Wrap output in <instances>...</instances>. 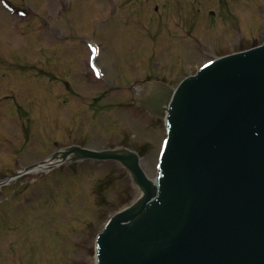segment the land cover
Returning a JSON list of instances; mask_svg holds the SVG:
<instances>
[{
  "label": "rangeland",
  "instance_id": "obj_1",
  "mask_svg": "<svg viewBox=\"0 0 264 264\" xmlns=\"http://www.w3.org/2000/svg\"><path fill=\"white\" fill-rule=\"evenodd\" d=\"M8 1L23 11L7 10L4 0H0V179L8 181V185L0 188V201L3 200L0 204V264H17L13 262L16 259L20 264H75L74 259L81 255L79 251L72 252L74 256L65 262L52 256L48 242L57 245L64 241L71 246L65 242V235L71 241L81 238L85 235L81 228L91 220L96 223L95 232L99 231L104 219H96L95 209L92 216L90 214L94 198L99 199L92 184L106 178L111 185L105 208H98L100 218L102 214L107 216L119 211L136 198L137 190L130 175L113 162H78L76 170L72 164L61 167L65 172L58 176H49L52 171H39L19 179L12 177L19 169L38 164L58 148L75 143L95 150L127 145L144 154L142 168L154 178L164 138L163 127L140 108L120 106L117 109L118 103H124L129 94L124 89L111 90L110 83L119 82L118 75L124 74L119 85L135 84L142 89L147 77L155 72L159 78L176 85L186 69L192 73L201 63L210 60L206 56L213 53L215 41L218 48L224 46V41L229 44L241 37H247L246 44L255 38L256 43L262 42L264 23L259 19L264 20V6L258 11L259 16L255 9L264 0H245L251 10L245 4L237 7L238 0H223V8L214 0L193 3L194 0L191 3L190 0ZM156 6H159L158 11ZM197 8L200 11L193 16ZM211 10L217 13L210 15ZM218 11L220 18L216 24ZM222 17L230 21L241 19L245 31L231 26L225 28ZM189 29L193 34L187 36ZM216 31L221 32L218 37H208ZM203 36L206 42L197 45ZM63 39L65 44L60 43ZM192 43L196 45L190 47ZM244 44L234 42L227 48L239 49ZM92 46L97 47V53ZM183 49L185 62L193 65L191 69L183 63ZM92 54L97 55L94 61L102 72V79L91 70ZM49 77L63 80L62 84L49 83ZM65 80L70 82L69 88L64 87ZM64 94L65 97L58 96ZM18 105L22 108L20 112H16ZM22 121L28 124L27 134L24 125L20 127ZM18 134L21 138H17ZM5 135L8 136L6 145L11 149L2 145ZM47 176L49 178L43 181L42 177ZM49 189L52 199L57 201L62 197L61 209L56 211L52 207L55 202L50 199L53 204L47 206L46 212L52 209L53 214H59L57 224L63 222L61 218L64 225L67 221L66 234L54 228L57 225L50 214L41 216V213L46 214L41 208L42 202L36 204L37 207L31 204L28 205L31 208L23 207L30 215L18 211L26 197L30 201L43 193L44 200L49 202ZM14 192L22 195L10 198ZM73 211H81L71 220L74 225L67 219ZM40 230L48 234L44 236ZM58 233L64 235L58 238ZM10 243L16 254L13 261L5 255L4 247H9Z\"/></svg>",
  "mask_w": 264,
  "mask_h": 264
},
{
  "label": "water",
  "instance_id": "obj_2",
  "mask_svg": "<svg viewBox=\"0 0 264 264\" xmlns=\"http://www.w3.org/2000/svg\"><path fill=\"white\" fill-rule=\"evenodd\" d=\"M174 97L160 187L133 155L82 151L122 159L145 193L100 236L99 264H264V46Z\"/></svg>",
  "mask_w": 264,
  "mask_h": 264
}]
</instances>
